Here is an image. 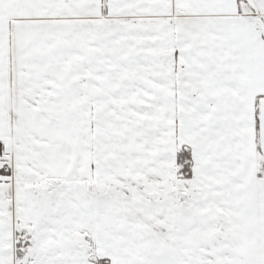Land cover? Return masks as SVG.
<instances>
[{
	"label": "snow or ice",
	"instance_id": "snow-or-ice-1",
	"mask_svg": "<svg viewBox=\"0 0 264 264\" xmlns=\"http://www.w3.org/2000/svg\"><path fill=\"white\" fill-rule=\"evenodd\" d=\"M0 264H264V0H0Z\"/></svg>",
	"mask_w": 264,
	"mask_h": 264
}]
</instances>
